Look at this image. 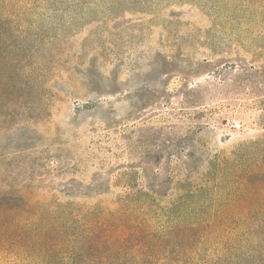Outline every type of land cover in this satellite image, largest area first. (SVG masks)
I'll return each mask as SVG.
<instances>
[{
	"label": "rangeland",
	"instance_id": "rangeland-1",
	"mask_svg": "<svg viewBox=\"0 0 264 264\" xmlns=\"http://www.w3.org/2000/svg\"><path fill=\"white\" fill-rule=\"evenodd\" d=\"M0 17V196L31 212L0 218V264H78L89 240L102 256L121 218L124 240L162 244L125 258L212 256L175 244L164 195L182 164L207 177L263 139L226 135L264 124V0H0Z\"/></svg>",
	"mask_w": 264,
	"mask_h": 264
},
{
	"label": "trees",
	"instance_id": "trees-1",
	"mask_svg": "<svg viewBox=\"0 0 264 264\" xmlns=\"http://www.w3.org/2000/svg\"><path fill=\"white\" fill-rule=\"evenodd\" d=\"M2 21L0 17V48H4L1 45L4 38ZM4 77L0 76V98L5 92L1 81ZM255 99V103L264 102L262 98ZM239 123L240 128L237 131L227 130L226 136L232 138L251 129H259L263 139L258 145L233 147L228 155L215 153L207 177L200 174V171L207 169L206 164L200 170L182 164L183 172L170 175L168 179L170 186L179 189V194L164 195L170 198V207L180 206L183 212L171 231L175 244L185 250L201 243V240L215 241L212 256L195 261L154 254L141 260L130 256L125 258L122 256L125 250L157 252L162 244L144 242V234L140 229L130 233L124 240L122 236L128 228L125 218H121L111 224L114 229L104 234L102 256H94V244L89 240L84 246L89 255L83 260L80 258L78 264H264V124L260 126L251 121L250 126H247L241 120ZM216 130L226 131L219 126ZM169 166H172V161ZM156 198L153 196L151 201ZM27 209L22 197L0 196V218L28 210L30 212ZM195 237L199 241L194 243Z\"/></svg>",
	"mask_w": 264,
	"mask_h": 264
}]
</instances>
